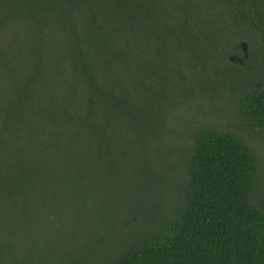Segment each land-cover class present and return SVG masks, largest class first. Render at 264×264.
Segmentation results:
<instances>
[{"label": "trees", "instance_id": "1", "mask_svg": "<svg viewBox=\"0 0 264 264\" xmlns=\"http://www.w3.org/2000/svg\"><path fill=\"white\" fill-rule=\"evenodd\" d=\"M0 264H264V0H0Z\"/></svg>", "mask_w": 264, "mask_h": 264}, {"label": "rangeland", "instance_id": "2", "mask_svg": "<svg viewBox=\"0 0 264 264\" xmlns=\"http://www.w3.org/2000/svg\"><path fill=\"white\" fill-rule=\"evenodd\" d=\"M242 48V47H241ZM233 54V57L231 58L233 61H237L238 60V62H240V59H237V57H238V54H236V52H235V54H236V56L234 55V53H232ZM248 55V54H247ZM247 55H245V56H247ZM231 62V61H230ZM187 71H188V69H187ZM213 120H214V123L215 124H218V123H222V121L224 120L219 114L217 115V117H213ZM258 139H259V137H258Z\"/></svg>", "mask_w": 264, "mask_h": 264}]
</instances>
